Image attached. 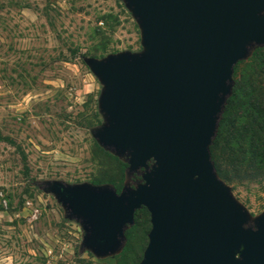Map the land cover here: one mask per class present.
<instances>
[{"label":"water","instance_id":"obj_1","mask_svg":"<svg viewBox=\"0 0 264 264\" xmlns=\"http://www.w3.org/2000/svg\"><path fill=\"white\" fill-rule=\"evenodd\" d=\"M140 48L82 60L100 83L91 134L126 163L120 188L41 179L82 229L79 248L119 252L133 212L149 228L136 264H264V208L232 193L209 145L231 92L233 65L264 46V0H122ZM139 178L132 183L133 174Z\"/></svg>","mask_w":264,"mask_h":264},{"label":"rangeland","instance_id":"obj_2","mask_svg":"<svg viewBox=\"0 0 264 264\" xmlns=\"http://www.w3.org/2000/svg\"><path fill=\"white\" fill-rule=\"evenodd\" d=\"M139 48L122 0H0V264L117 262L79 248L80 224L38 181L118 182L122 159L90 131L102 121L100 83L82 57ZM230 187L251 214L264 208V176ZM135 222L130 258L141 256L148 214Z\"/></svg>","mask_w":264,"mask_h":264},{"label":"trees","instance_id":"obj_3","mask_svg":"<svg viewBox=\"0 0 264 264\" xmlns=\"http://www.w3.org/2000/svg\"><path fill=\"white\" fill-rule=\"evenodd\" d=\"M232 79L231 92L209 145L210 158L218 176L230 186L241 176H264V46L253 48L247 58L234 63ZM125 166L124 160L119 159L120 174L118 182L113 183L116 190L121 186ZM138 176L132 174L134 178ZM101 179L110 181L106 177ZM138 212L148 214L144 206L134 210L133 223L124 231L123 247L110 256L117 259L115 264H136L140 257L130 258L126 254ZM147 229L143 230L145 234Z\"/></svg>","mask_w":264,"mask_h":264}]
</instances>
